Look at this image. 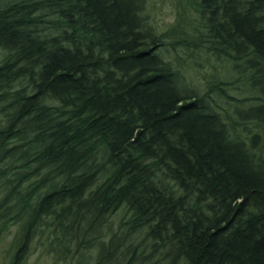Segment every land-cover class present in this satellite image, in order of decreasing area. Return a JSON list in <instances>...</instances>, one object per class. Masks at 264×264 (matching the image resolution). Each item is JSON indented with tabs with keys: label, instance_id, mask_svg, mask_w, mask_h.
<instances>
[{
	"label": "trees",
	"instance_id": "1",
	"mask_svg": "<svg viewBox=\"0 0 264 264\" xmlns=\"http://www.w3.org/2000/svg\"><path fill=\"white\" fill-rule=\"evenodd\" d=\"M191 8L158 33L146 0H0L10 264L34 239L96 247L92 264H264V0ZM179 52L210 58L211 80ZM222 64L250 103L220 88Z\"/></svg>",
	"mask_w": 264,
	"mask_h": 264
},
{
	"label": "rangeland",
	"instance_id": "2",
	"mask_svg": "<svg viewBox=\"0 0 264 264\" xmlns=\"http://www.w3.org/2000/svg\"><path fill=\"white\" fill-rule=\"evenodd\" d=\"M194 0H146V11L150 22L158 33L165 32L171 24L176 20L178 13L185 8V15L192 19L194 17L192 10ZM190 5V6H189ZM184 7V8H183ZM180 63L183 66L185 75L194 82L204 81V78H209L208 75L212 73V67H215L214 62L208 57H199L198 60H190L185 58L180 52ZM170 58L173 56L170 55ZM1 59V55H0ZM174 59V58H173ZM176 59V56H175ZM217 79L224 81L220 83V88L224 89L232 98L238 99L242 104L250 103L252 101V93L248 91L243 82L232 84L234 82L232 73L226 64L217 67V72L214 73ZM211 80V78H209ZM201 88V86H199ZM215 95V94H213ZM244 102V103H243ZM122 212L114 215L109 222L110 229L116 230L119 218ZM17 226H9V229L0 238V264H10L14 252V238L17 232ZM75 246H71L70 256H63L62 253H50L48 247L40 243L39 240L34 239L29 243L25 258L21 264H92L95 261L96 247L86 250H81L74 256ZM65 257V258H64ZM82 257V258H81Z\"/></svg>",
	"mask_w": 264,
	"mask_h": 264
}]
</instances>
